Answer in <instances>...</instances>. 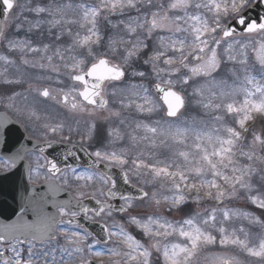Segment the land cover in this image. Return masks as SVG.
<instances>
[{"label":"snow or ice","instance_id":"6c2138e0","mask_svg":"<svg viewBox=\"0 0 264 264\" xmlns=\"http://www.w3.org/2000/svg\"><path fill=\"white\" fill-rule=\"evenodd\" d=\"M0 109V264H264V0H0Z\"/></svg>","mask_w":264,"mask_h":264},{"label":"water","instance_id":"95a60500","mask_svg":"<svg viewBox=\"0 0 264 264\" xmlns=\"http://www.w3.org/2000/svg\"><path fill=\"white\" fill-rule=\"evenodd\" d=\"M16 182L18 183V178H14ZM13 181H5L3 184V189H4V199H9L10 200V191H11V186H12Z\"/></svg>","mask_w":264,"mask_h":264},{"label":"rangeland","instance_id":"374dc122","mask_svg":"<svg viewBox=\"0 0 264 264\" xmlns=\"http://www.w3.org/2000/svg\"><path fill=\"white\" fill-rule=\"evenodd\" d=\"M237 204H238V206H243V205H245L244 204V202L243 201H239V202H237ZM193 212H195V211H199L200 209L195 205V204H193Z\"/></svg>","mask_w":264,"mask_h":264},{"label":"flooded vegetation","instance_id":"af4514ba","mask_svg":"<svg viewBox=\"0 0 264 264\" xmlns=\"http://www.w3.org/2000/svg\"><path fill=\"white\" fill-rule=\"evenodd\" d=\"M0 110H2V109H0ZM13 135V134H12Z\"/></svg>","mask_w":264,"mask_h":264},{"label":"trees","instance_id":"16d2710c","mask_svg":"<svg viewBox=\"0 0 264 264\" xmlns=\"http://www.w3.org/2000/svg\"><path fill=\"white\" fill-rule=\"evenodd\" d=\"M243 206H245V205H243ZM243 206H242V207H243Z\"/></svg>","mask_w":264,"mask_h":264}]
</instances>
